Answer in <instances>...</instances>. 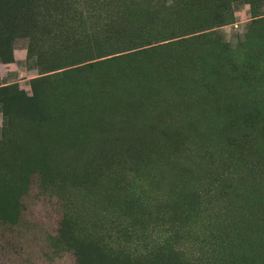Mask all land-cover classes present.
Here are the masks:
<instances>
[{
  "label": "rangeland",
  "instance_id": "374dc122",
  "mask_svg": "<svg viewBox=\"0 0 264 264\" xmlns=\"http://www.w3.org/2000/svg\"><path fill=\"white\" fill-rule=\"evenodd\" d=\"M17 1L0 264H264V0ZM98 238L155 260H104Z\"/></svg>",
  "mask_w": 264,
  "mask_h": 264
},
{
  "label": "trees",
  "instance_id": "16d2710c",
  "mask_svg": "<svg viewBox=\"0 0 264 264\" xmlns=\"http://www.w3.org/2000/svg\"><path fill=\"white\" fill-rule=\"evenodd\" d=\"M20 1L15 2L14 5L19 6L21 3ZM4 2H5V0H0V4H3ZM23 4L26 5L25 3H23ZM24 5H20V6L22 8H24L25 7ZM67 34H69V33H67ZM66 39L74 41V42L77 40H80V39H76V40L71 39V38H69V35H66ZM34 48H35V46H34V41H33L30 45V48H29L30 52L32 50H34ZM132 228H133L132 225H128V223L121 224L118 227L117 226L115 227L114 234H115V236H118L121 233L131 234L133 232V229H134V228L133 229ZM91 243L92 244L90 246L93 247V251L95 252V254L100 256L104 260H115V259L119 260V259L125 258L130 263H142V262H146V261L152 262L155 260L153 258H149L148 255H146V257H142V258L134 257L137 255V253L129 252L130 249H127V247L129 246L128 241H127V243L124 244V246H121L118 243H114L112 240H110V238H108L107 240L103 239V238H98L96 240L91 241ZM65 247H68V245L66 244ZM123 247H126V248H123ZM69 249H71V248H69ZM73 250H74L73 251L74 254L78 253L76 251V249H73ZM200 260H201V258H199V257L190 256L186 260L185 263L186 264H200V262H199ZM201 261L203 262V264H214L212 261L210 262V257L209 258L206 257V258L202 259ZM77 263L81 264V262L80 261L78 262V260H77L76 264Z\"/></svg>",
  "mask_w": 264,
  "mask_h": 264
},
{
  "label": "crops",
  "instance_id": "0c3cea01",
  "mask_svg": "<svg viewBox=\"0 0 264 264\" xmlns=\"http://www.w3.org/2000/svg\"><path fill=\"white\" fill-rule=\"evenodd\" d=\"M16 46H17V44H16ZM16 46H15V47H16ZM17 59H18V60H17L18 62H22V61H23L22 59L20 60V56H18V55H17Z\"/></svg>",
  "mask_w": 264,
  "mask_h": 264
}]
</instances>
